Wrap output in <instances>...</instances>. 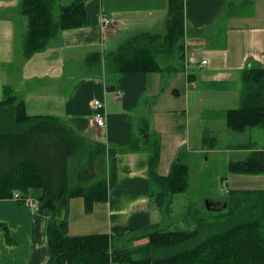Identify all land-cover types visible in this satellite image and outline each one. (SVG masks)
I'll use <instances>...</instances> for the list:
<instances>
[{"label":"crops","instance_id":"1","mask_svg":"<svg viewBox=\"0 0 264 264\" xmlns=\"http://www.w3.org/2000/svg\"><path fill=\"white\" fill-rule=\"evenodd\" d=\"M182 2L180 69L175 61L158 72L121 74L107 55L132 35L163 33L168 0H86V24L61 30L29 57L23 53L28 25L22 0H0V101L8 88L28 115L56 118L84 141L102 143L113 153V161H106L115 169L107 201L87 214L82 198L70 199V235H121L158 223L141 124L159 143L160 176L177 159L188 170L200 159L207 162L219 151L213 144L225 130L226 112L239 106L241 72L264 68V0ZM94 99L103 103L102 128L91 119ZM242 148L238 141L228 150L237 154ZM237 160L243 159L231 157L228 163ZM228 177L222 180L224 192L264 190V175ZM41 194L33 189L24 199L36 202ZM47 222V212L39 214L13 195L0 199V264H48Z\"/></svg>","mask_w":264,"mask_h":264},{"label":"trees","instance_id":"2","mask_svg":"<svg viewBox=\"0 0 264 264\" xmlns=\"http://www.w3.org/2000/svg\"><path fill=\"white\" fill-rule=\"evenodd\" d=\"M56 1L22 0L20 10L28 25L23 40L26 57L44 49L61 30L86 24V0L59 6L58 18L53 21ZM182 29L183 2L168 0L164 32L128 37L107 55L108 62L114 72L121 74L161 71L156 56L170 57L182 52ZM87 63L92 64V57ZM225 123L233 133L264 128L263 67L248 66L241 72L239 106L226 112ZM140 130L149 144L150 197L163 211L166 198L187 188L188 167L177 159L169 173L160 176L159 143L149 139L144 122ZM84 139L56 118L28 115L22 102L5 88L0 101V199L14 193L23 199L33 189L42 191L37 203L48 214V264H264V190H243L231 195L230 201L241 218L204 235L203 223L184 231L157 229L156 223L144 235L146 243L132 249L116 246L109 234L70 235V199L82 198L84 211L89 214L95 205L107 201L115 181L114 164H106L108 158L113 161L112 151L102 143ZM205 141L211 143L210 138ZM86 147L90 148L87 159L77 167L71 181V161ZM228 171L234 175H264V149L253 150L243 160L230 161ZM137 238L140 236L127 241Z\"/></svg>","mask_w":264,"mask_h":264},{"label":"rangeland","instance_id":"3","mask_svg":"<svg viewBox=\"0 0 264 264\" xmlns=\"http://www.w3.org/2000/svg\"><path fill=\"white\" fill-rule=\"evenodd\" d=\"M61 5V2H57L54 7L52 17L55 20L58 18V7ZM175 53L176 55L166 58L162 55H157L156 59L159 65L162 68H166L173 65V62L176 61L177 63L173 67L180 69L182 62L178 56L179 53ZM224 125L225 130L219 136H216L214 143L216 150L219 151L214 155H210L207 162L200 159L197 165L193 164V166H190L187 179V187L188 184L190 185L188 191H186V188L183 193L176 194L170 199L166 198L162 206L163 211H160L155 205L159 210L157 229L184 231L203 223L205 227L201 230H203L202 233L204 235L218 230L219 226L232 223V221L241 218L238 211L235 210L234 204L230 201L231 195L238 193V191L224 192L222 180L226 181L229 179L228 160L231 157L237 156L245 159L253 150L264 149V128L254 127L241 134L231 132L226 127V123ZM211 134L214 135V133ZM238 141H243V148L238 150L237 154H233L232 151L229 152L230 146L235 145ZM89 149L86 147L82 153L72 159L71 171L75 169L74 176L76 175L77 167L86 161ZM221 177L224 179H221ZM234 211L236 212L235 215H233ZM152 230L153 228L147 227L136 231H125L121 235H112L113 243L116 246H126L132 249L146 243L147 239L144 235ZM134 236H140V238L134 241H127Z\"/></svg>","mask_w":264,"mask_h":264},{"label":"built area","instance_id":"4","mask_svg":"<svg viewBox=\"0 0 264 264\" xmlns=\"http://www.w3.org/2000/svg\"><path fill=\"white\" fill-rule=\"evenodd\" d=\"M108 24V21L104 20L103 26H106ZM206 61L201 62V66L205 65ZM91 119L92 121L99 127L102 128L105 126V116L103 114V103L98 100L94 99L91 104ZM13 197L15 200H22L29 208L31 209H37V203L29 198L27 199H21L20 195L18 193H14Z\"/></svg>","mask_w":264,"mask_h":264},{"label":"water","instance_id":"5","mask_svg":"<svg viewBox=\"0 0 264 264\" xmlns=\"http://www.w3.org/2000/svg\"><path fill=\"white\" fill-rule=\"evenodd\" d=\"M42 206L40 204L37 205V213L42 214Z\"/></svg>","mask_w":264,"mask_h":264}]
</instances>
